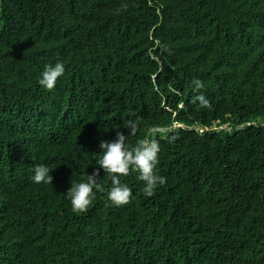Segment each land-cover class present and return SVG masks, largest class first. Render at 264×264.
I'll use <instances>...</instances> for the list:
<instances>
[{
	"label": "trees",
	"instance_id": "1",
	"mask_svg": "<svg viewBox=\"0 0 264 264\" xmlns=\"http://www.w3.org/2000/svg\"><path fill=\"white\" fill-rule=\"evenodd\" d=\"M117 130L156 140L166 177L146 197L130 170L119 207L99 169ZM0 264H264V0H0Z\"/></svg>",
	"mask_w": 264,
	"mask_h": 264
},
{
	"label": "clouds",
	"instance_id": "2",
	"mask_svg": "<svg viewBox=\"0 0 264 264\" xmlns=\"http://www.w3.org/2000/svg\"><path fill=\"white\" fill-rule=\"evenodd\" d=\"M64 73L63 62L57 61L54 64H48L40 73L38 83L45 89L51 90ZM194 83L196 88L203 86L198 80ZM196 99L204 105L208 104L203 95L197 96ZM124 127L128 129L129 134L136 128V124L129 120ZM127 141L128 135L117 130L113 140H101L99 143L101 150L99 169H103L109 174L111 182V187L107 190V199L117 207L129 204L134 198L132 189L121 181V176H127L130 170L138 172L139 179L143 182V194L146 197L153 196L158 186L166 183V177L158 175L155 171L159 162V143L156 140L144 139L138 142L135 147H130ZM99 169L94 168L92 173L86 176V179L71 183L66 194L74 212L84 213L92 203L95 195L94 189L100 187L98 184ZM50 172L46 165L35 166L32 175L33 182L51 184L53 178Z\"/></svg>",
	"mask_w": 264,
	"mask_h": 264
},
{
	"label": "rangeland",
	"instance_id": "3",
	"mask_svg": "<svg viewBox=\"0 0 264 264\" xmlns=\"http://www.w3.org/2000/svg\"><path fill=\"white\" fill-rule=\"evenodd\" d=\"M226 126H223V128H225Z\"/></svg>",
	"mask_w": 264,
	"mask_h": 264
}]
</instances>
